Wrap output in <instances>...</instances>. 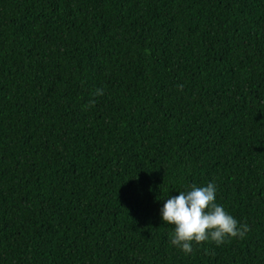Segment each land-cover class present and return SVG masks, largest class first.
I'll list each match as a JSON object with an SVG mask.
<instances>
[{"label":"trees","instance_id":"trees-1","mask_svg":"<svg viewBox=\"0 0 264 264\" xmlns=\"http://www.w3.org/2000/svg\"><path fill=\"white\" fill-rule=\"evenodd\" d=\"M0 264H264V0H0Z\"/></svg>","mask_w":264,"mask_h":264},{"label":"clouds","instance_id":"clouds-1","mask_svg":"<svg viewBox=\"0 0 264 264\" xmlns=\"http://www.w3.org/2000/svg\"><path fill=\"white\" fill-rule=\"evenodd\" d=\"M94 95H103V89H97ZM89 103L91 105L95 101ZM215 192L214 183L180 191L178 195L167 198L160 209L162 221L175 226L171 243L186 254L193 251L189 242L211 239L219 245L230 237L242 238L250 231L247 224L238 226V222L222 206L214 203Z\"/></svg>","mask_w":264,"mask_h":264}]
</instances>
